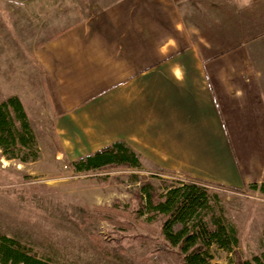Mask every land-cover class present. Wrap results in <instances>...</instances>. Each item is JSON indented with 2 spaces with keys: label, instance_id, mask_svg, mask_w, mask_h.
I'll use <instances>...</instances> for the list:
<instances>
[{
  "label": "crops",
  "instance_id": "obj_1",
  "mask_svg": "<svg viewBox=\"0 0 264 264\" xmlns=\"http://www.w3.org/2000/svg\"><path fill=\"white\" fill-rule=\"evenodd\" d=\"M93 15L36 50L66 153L122 141L183 180L264 183V0H117Z\"/></svg>",
  "mask_w": 264,
  "mask_h": 264
},
{
  "label": "rangeland",
  "instance_id": "obj_2",
  "mask_svg": "<svg viewBox=\"0 0 264 264\" xmlns=\"http://www.w3.org/2000/svg\"><path fill=\"white\" fill-rule=\"evenodd\" d=\"M114 1L0 0V101L18 94L36 135L31 150L22 152L26 162L0 148V233L52 264H179L178 248L162 235V217L149 220L137 210L147 183L162 193L182 175L151 162L76 171L72 163L80 157L61 147L44 89L37 48ZM209 193L239 240L232 251L213 245V262L261 254L264 193L217 185Z\"/></svg>",
  "mask_w": 264,
  "mask_h": 264
},
{
  "label": "trees",
  "instance_id": "obj_3",
  "mask_svg": "<svg viewBox=\"0 0 264 264\" xmlns=\"http://www.w3.org/2000/svg\"><path fill=\"white\" fill-rule=\"evenodd\" d=\"M60 33L62 32L51 38ZM35 142V131L21 97L12 94L3 98L0 101V148L3 154L26 162L28 157L23 156L22 152L30 151ZM72 165L78 172L108 166H142L135 151L122 141L84 155L73 161ZM215 185L221 186L199 179H179L168 185L162 193L154 191L151 183L144 186L146 201L137 212H148L149 220L162 217V235L170 248H178L179 264H221L213 262L212 246L232 251L238 244L236 228L226 223L224 216L216 208V195L209 193V186ZM247 186L264 193V183L252 182ZM0 264L52 263L31 254L15 238L0 233ZM232 264H264V251L256 254L252 260H245L236 253Z\"/></svg>",
  "mask_w": 264,
  "mask_h": 264
},
{
  "label": "clouds",
  "instance_id": "obj_4",
  "mask_svg": "<svg viewBox=\"0 0 264 264\" xmlns=\"http://www.w3.org/2000/svg\"><path fill=\"white\" fill-rule=\"evenodd\" d=\"M243 4L244 5L250 4V0H243Z\"/></svg>",
  "mask_w": 264,
  "mask_h": 264
}]
</instances>
